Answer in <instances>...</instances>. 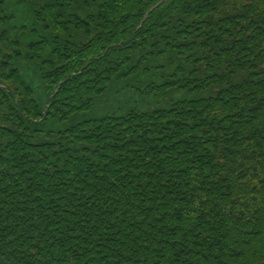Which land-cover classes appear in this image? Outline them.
Segmentation results:
<instances>
[{
    "label": "trees",
    "instance_id": "trees-1",
    "mask_svg": "<svg viewBox=\"0 0 264 264\" xmlns=\"http://www.w3.org/2000/svg\"><path fill=\"white\" fill-rule=\"evenodd\" d=\"M0 264H264V0H0Z\"/></svg>",
    "mask_w": 264,
    "mask_h": 264
}]
</instances>
